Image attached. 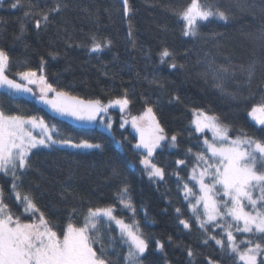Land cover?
I'll list each match as a JSON object with an SVG mask.
<instances>
[{
    "label": "snow or ice",
    "instance_id": "1",
    "mask_svg": "<svg viewBox=\"0 0 264 264\" xmlns=\"http://www.w3.org/2000/svg\"><path fill=\"white\" fill-rule=\"evenodd\" d=\"M4 2L0 0V6ZM8 6L23 10L24 17L33 20L37 34L46 31L70 7L68 0H53L51 6L44 8L33 0H9ZM122 10L125 16L132 11L129 0H122ZM167 10L182 22L184 37L199 36L200 29L214 19L225 23L230 19V13L219 0H189L183 7L169 6ZM25 31L21 22L15 39H21ZM128 35L131 38V25ZM258 39L264 40V30ZM89 40L90 44H76V47H87L89 53L99 54L113 44L111 39L96 34L90 35ZM72 46L68 43V47ZM49 55L53 59L57 56L54 52ZM45 63L41 57L40 75L27 68L14 73L18 80L10 78L11 56L0 48V95L17 103L25 96H32L57 117L86 124L100 123L109 132L112 129L109 110L118 109L126 114L121 117L120 127L130 123L138 134V141L132 147L140 156L139 163L148 179L154 183L165 181L166 169L155 160L157 150L178 148L179 133L169 136L161 126L154 110L158 101L142 95L144 111L131 115L128 109L132 99L128 89L107 102L101 98H84L70 88L50 83L43 74ZM159 63L167 64L170 69L185 67L177 64L175 54L167 47L159 52ZM205 64L201 75L206 82L211 79L212 86L222 97L234 102L255 101L252 85L257 60L247 65H220L215 61ZM237 73L243 76L248 95L239 87L236 90L226 87L225 81L235 80ZM148 83L159 89L165 87L163 81L155 77ZM30 85L38 86L39 96ZM257 90L264 97V71ZM179 100L173 95L169 103ZM193 113L188 137L196 143L175 160L176 167L170 173L176 177V190L182 196L180 204L174 207L175 220L190 234L195 229L203 246L219 249L222 259L205 256L206 264H223V258L231 264H264V99L254 102L247 111V116L259 126V134L250 133L243 126L236 129L218 113L200 109H193ZM209 132L211 137L207 135ZM63 148L91 150L101 149L102 145L88 139H75L58 123L40 115L22 114L18 106L12 111L0 103V175L9 180L7 193L0 186V264H145L150 243H154L155 251L166 256L165 243L158 238L150 241L143 231L126 182L117 187L111 201L89 202L86 209L73 207L63 220L39 207L33 190L26 189L24 184L33 168L34 150ZM182 172L186 176L181 175ZM113 174L119 175V172L114 170ZM69 197L75 198L67 189L60 193L62 200ZM10 198H14L12 204L17 210H13ZM79 216L82 220L78 221ZM114 233H118V239ZM168 243H173L171 236ZM184 250L188 264H196L199 252L191 246H185ZM113 255L117 257L115 261ZM165 264H168L166 259Z\"/></svg>",
    "mask_w": 264,
    "mask_h": 264
},
{
    "label": "trees",
    "instance_id": "2",
    "mask_svg": "<svg viewBox=\"0 0 264 264\" xmlns=\"http://www.w3.org/2000/svg\"><path fill=\"white\" fill-rule=\"evenodd\" d=\"M33 2L44 8L45 5L51 6L53 0ZM68 2L70 7L39 34L33 20L24 17L23 10L11 9L9 0L0 6V48L11 56L10 78L18 80L14 73L27 68L36 70L40 75L43 57L46 62L43 74L48 81L61 88H70L81 97L101 98L107 102L114 96L122 95L126 88L132 99L128 109L131 115L144 111L142 95L151 97L152 101H158L154 110L166 133L169 136L179 133V147L157 151L155 160L166 169V177L165 181L154 183L148 179L139 163L140 156L132 147L137 142L135 134L130 127H120L121 117L126 114L118 109L109 110L113 124L112 133H108L99 127L85 130L58 121L40 109L34 99L24 97L17 103L0 95V103L5 108L15 111L18 106L22 114H36L49 122L58 123L65 133L75 139H88L102 145L101 149L89 151L66 148L34 150L33 168L24 181L25 188L33 190L42 210L63 220L73 207L86 209L89 202L102 204L111 201L117 187L126 182L130 186L143 231L150 241L158 238L165 243L166 256L155 251L154 243H150L145 264H165V259L168 264H188L185 246L199 252L196 264H206L205 256L221 260L219 249L203 246L195 229L190 234L175 220L174 207L180 204L182 196L176 190V177L170 173L176 167L175 160L183 156L188 146L196 143L195 139L188 137V129L194 119L193 109L218 113L236 129L243 126L250 133L259 134V127L251 122L247 111L254 102L264 99L257 90L261 72L264 71V40L258 39L264 30V0H219L230 13L229 21L225 23L214 19L203 26L200 35L195 38L184 37L182 22L167 10L169 6L183 7L189 0H129L132 11L128 16L123 13L122 0ZM21 22H24L26 31L17 40L15 36L19 35ZM130 25L131 38L128 35ZM92 34L111 39L112 46L99 54L89 53L87 47H76V44H90ZM68 43L73 46L68 47ZM164 47L175 54L177 64L185 67L170 69L167 64L161 65L159 52ZM52 52L57 54L55 59L49 55ZM253 59L258 61L252 85L255 101L234 102L222 97L212 86L211 79L206 82L201 75L206 61H215L220 65H247ZM154 77L163 81L164 89L148 83ZM225 84L230 90L239 87L248 95L243 76L239 73L235 80L227 79ZM173 95L180 100L169 103ZM235 134V131L231 133ZM118 141L121 143L118 144ZM114 170L119 175H114ZM181 175L186 176V173ZM0 186L7 193L8 178L0 175ZM65 189L75 198L62 200L60 193ZM13 200L10 198L9 203L12 204ZM12 206L13 210H17L15 204ZM186 215L190 213L186 212ZM77 220H82V216ZM114 235L119 238L118 233ZM169 236L172 237L171 244L168 243ZM117 252H120L119 245ZM112 259L115 261L116 255ZM223 264H231V261L223 258Z\"/></svg>",
    "mask_w": 264,
    "mask_h": 264
},
{
    "label": "water",
    "instance_id": "3",
    "mask_svg": "<svg viewBox=\"0 0 264 264\" xmlns=\"http://www.w3.org/2000/svg\"><path fill=\"white\" fill-rule=\"evenodd\" d=\"M34 102L35 104L40 108L42 109L44 112H46L48 115H50L52 118L58 120V121H61V122H64V123H67L69 124L70 126H73L75 128H79V129H85V130H91V129H95L98 127V123H94V124H86V123H80V122H77L75 120H72L70 118H63V117H57L55 116L51 111L50 109L39 103L35 98H34Z\"/></svg>",
    "mask_w": 264,
    "mask_h": 264
},
{
    "label": "rangeland",
    "instance_id": "4",
    "mask_svg": "<svg viewBox=\"0 0 264 264\" xmlns=\"http://www.w3.org/2000/svg\"><path fill=\"white\" fill-rule=\"evenodd\" d=\"M38 75H39V74H38ZM30 87H32L33 90L36 92V96H39L38 86H36V85H30ZM25 97H26V98L34 99V97H32V96H25ZM110 110H111V109H110ZM110 116H111V115H110ZM124 116H126V115H124ZM105 119H107V117H105ZM111 119H112V116H111ZM250 120H251V118H250ZM251 122L255 124L254 121L251 120ZM112 124H113V119H112ZM256 126H258V125H256ZM98 127H99L100 129H102V130L108 132V133H112V131L109 132L108 130H106L105 127L103 126V124L98 123ZM125 127H130L131 131L135 134V136H136V138H137V141H138V134L135 132L134 129H132L131 124L129 123V124L125 125L123 128H125ZM258 127H259V126H258ZM209 137H211V133H210V132H209ZM66 149H72V148H66ZM75 150H77V149H75ZM91 150H92V149H91ZM158 150H159V149H158ZM158 150H157V151H158ZM82 151H89V150H82Z\"/></svg>",
    "mask_w": 264,
    "mask_h": 264
}]
</instances>
